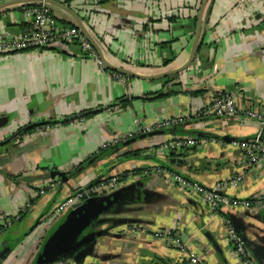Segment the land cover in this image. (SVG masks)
<instances>
[{
	"label": "crops",
	"instance_id": "obj_1",
	"mask_svg": "<svg viewBox=\"0 0 264 264\" xmlns=\"http://www.w3.org/2000/svg\"><path fill=\"white\" fill-rule=\"evenodd\" d=\"M240 1L208 0L194 60L165 79L119 82L72 44L0 55V264H62L40 255L71 212L57 206L85 189H92L86 200L118 198L76 237L73 247L89 240L68 252L71 261L187 264L195 253L205 264H245L228 240L230 226L252 264H264V207L223 206L213 215L173 179L180 175L209 189L227 182L220 194L229 199L264 198V161L248 166L233 144L256 137L264 144V125L242 113L264 112V0ZM69 7L110 64L152 74L187 60L199 3L73 0ZM50 11L72 23L63 10ZM28 24L22 6L0 10V39L19 37ZM218 93L232 96L239 113H208ZM179 117L165 133L124 144L138 136L135 120ZM179 138L198 144L162 148ZM114 139L122 141L91 158ZM133 151L138 156L124 157ZM54 170L67 180L51 177ZM123 174L113 190L98 187Z\"/></svg>",
	"mask_w": 264,
	"mask_h": 264
},
{
	"label": "built area",
	"instance_id": "obj_2",
	"mask_svg": "<svg viewBox=\"0 0 264 264\" xmlns=\"http://www.w3.org/2000/svg\"><path fill=\"white\" fill-rule=\"evenodd\" d=\"M251 0H241L240 4H246ZM23 12L29 18V24L22 30V33L17 38H1L0 39V55L7 53H15L19 51L46 49L54 45H76L83 56L92 59L100 69L106 70L101 62L98 54L89 44V42L80 34L76 27H62L59 26L50 15V9L41 3L34 7H24ZM113 79L124 82L125 76L118 73L111 74ZM206 111L213 116L217 117H232L238 112L235 106L232 96L227 94H215L206 108ZM243 115L247 118L255 120L258 124L264 125V112H258L253 109H246L242 111ZM182 121V118H171L156 121L150 124L142 123L140 120L134 121L133 135L147 134L157 130L169 129L178 125ZM122 140L114 139L111 142L104 143L102 149H106L111 146H116ZM198 144V141L194 138H179L174 139L162 146L163 149L171 150H184L187 148H193ZM237 148L241 149L244 153L246 164L252 166L264 161V144L258 137L247 140L238 141L233 143ZM178 186L191 193L198 195L207 205L209 211L213 215L220 213L223 206L229 207H264V198H255L252 200H239L229 199L220 194L221 187H225L228 183L223 182L219 187L205 188L197 182L188 180L180 175L173 177ZM238 179L232 180L231 185H234ZM121 182L118 176L111 177L109 179L101 181L99 188L102 190H113ZM54 184L50 182L49 188H52ZM92 189H85L74 196L62 201L56 208L57 212H63L67 208H70L75 203H81L83 198H87L91 195ZM44 190L40 191L42 194ZM29 205L26 204L25 207ZM227 237L233 247L235 255L243 260L245 264H252L251 258L247 253L243 241L235 233L232 227L226 228ZM187 264H205L202 259L195 253H190L186 257ZM62 264H75L70 259L62 261ZM101 264V263H92Z\"/></svg>",
	"mask_w": 264,
	"mask_h": 264
},
{
	"label": "water",
	"instance_id": "obj_3",
	"mask_svg": "<svg viewBox=\"0 0 264 264\" xmlns=\"http://www.w3.org/2000/svg\"><path fill=\"white\" fill-rule=\"evenodd\" d=\"M208 0H201L199 4V8L196 14V20H195V30L193 34V38L191 41L189 54L187 57V60L184 62L183 65H181L178 68L170 69V70H164L162 72L158 73H152V74H143L140 72H137L133 70L132 68L128 66H114L110 64L105 56L101 48L98 46L96 41L94 40L91 33L88 31L87 27L81 20V18L70 9L69 5L63 4L60 1L57 0H3L0 2V10L6 9L11 6H22L24 4L28 3H35L37 5H40L41 3H44V6L48 7L51 10V7H57L64 12H66L72 19V23L74 27L78 29L80 34L89 42V44L92 46V48L95 50V52L98 54L101 62L103 63L104 67L112 72L118 73L120 75H123L125 77L130 78H137L142 80H158V79H165L168 77H171L177 73H180L187 69L192 61L194 60L195 54L198 49V45L200 43L201 39V25H202V17L205 10V6L207 4ZM167 130H157L153 131L147 134L139 135L124 144H128L130 142L136 141L138 139H142L148 136L165 133ZM222 140L228 141L231 138L229 136H222ZM51 177H58L61 181H66L67 177L64 172H60L57 170H54L50 173ZM118 197L117 196H107L102 201H96L93 198L87 199L84 202L81 203H75L73 204L71 208V212L66 216L63 223L58 226L54 232L46 239L45 244L43 246L42 254L40 255V259L43 262H52L57 261L60 259L61 261L69 259L68 252L72 250L73 248H77L83 243L87 242L88 238H82L78 243L74 244L76 237L81 233V231L89 224V222L96 217L100 212L105 210L111 203H113ZM93 238V235H92ZM76 256L73 258V262L75 264H80L81 259H79Z\"/></svg>",
	"mask_w": 264,
	"mask_h": 264
},
{
	"label": "trees",
	"instance_id": "obj_4",
	"mask_svg": "<svg viewBox=\"0 0 264 264\" xmlns=\"http://www.w3.org/2000/svg\"><path fill=\"white\" fill-rule=\"evenodd\" d=\"M57 1H60L61 3H63V4H67V5H69L73 0H57ZM97 1H99L100 3H102V2H104V1H106V0H97ZM198 1V3L200 4V2H201V0H197ZM34 6H38L37 4H35V3H28V4H24V5H22V7L24 8V7H34ZM50 15H51V18H53V16H52V14H51V11H50ZM53 20L59 25V26H62V27H74V25L72 24V23H69V22H65L64 20H57V19H55V18H53ZM25 27H27V26H25ZM24 27V28H25ZM107 70V69H106ZM110 73L112 74V73H114V72H112V71H110ZM126 79H127V77H125ZM174 127H176V126H173V127H171V128H174ZM170 129V128H169ZM114 146H111V147H108V148H106V149H101L97 154H95V155H93L91 158H95V157H97L98 156V154L100 153H102L103 151H106V150H108V149H110V148H113ZM138 154H139V152L138 151H133V152H130V153H127V154H125L124 155V157H126V158H132V157H136V156H138ZM126 175V174H125ZM124 174L123 175H120V176H118L119 177V180H123V179H125V176ZM84 201H86V198H83V201L82 202H84Z\"/></svg>",
	"mask_w": 264,
	"mask_h": 264
}]
</instances>
